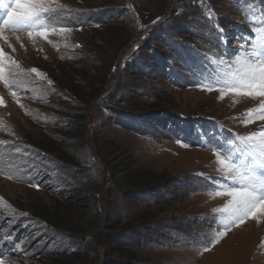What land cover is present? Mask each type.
<instances>
[{
    "label": "rangeland",
    "instance_id": "1",
    "mask_svg": "<svg viewBox=\"0 0 264 264\" xmlns=\"http://www.w3.org/2000/svg\"><path fill=\"white\" fill-rule=\"evenodd\" d=\"M58 2L69 33H22L14 52L0 41L46 74L16 98L0 83V260L264 264V217L208 243L227 200L209 195L222 180L211 149L264 123L242 122L259 100L201 86L206 56L255 38L264 0Z\"/></svg>",
    "mask_w": 264,
    "mask_h": 264
},
{
    "label": "snow or ice",
    "instance_id": "2",
    "mask_svg": "<svg viewBox=\"0 0 264 264\" xmlns=\"http://www.w3.org/2000/svg\"><path fill=\"white\" fill-rule=\"evenodd\" d=\"M200 2L203 4V0ZM65 10L66 6L58 0H0V41L6 43L13 52L15 48L11 37L21 41L22 33H26L33 43L39 36L51 44L50 35H66L71 31L69 28L57 26L60 15ZM261 11L264 12V9ZM252 30L255 38L241 45V50L231 59L220 54L206 56L213 71L204 78L206 83L201 85L208 91L215 87L220 92L221 99L229 93L258 99L257 107L246 109L242 118L245 125L257 120L264 122V15L255 20ZM33 73L38 79L46 78V74L37 68H22L20 62L5 52L3 44H0V83L9 90L13 98L18 96L21 89L27 87V78ZM47 82L52 84L51 80ZM16 103H20L19 99H16ZM4 104L5 101L0 96V105ZM20 106L23 107L22 104ZM5 143L7 142L0 140V144ZM211 150L216 157L222 180L212 185L213 191L209 195L227 197L222 206L212 209L213 213L219 214L220 227L223 229L217 231L208 241L214 245L232 227H238L249 218L259 223L260 218L264 217V123L258 125L257 130L226 141L222 151L216 148ZM14 170V167L8 169L9 178H14L11 175ZM3 171L4 166L0 162V172ZM2 200L0 197V201ZM261 245H264V240ZM17 248L21 249V246L17 245ZM202 250L208 251V247L205 246ZM0 264L10 262L0 260Z\"/></svg>",
    "mask_w": 264,
    "mask_h": 264
},
{
    "label": "trees",
    "instance_id": "3",
    "mask_svg": "<svg viewBox=\"0 0 264 264\" xmlns=\"http://www.w3.org/2000/svg\"><path fill=\"white\" fill-rule=\"evenodd\" d=\"M91 88H94V87L91 86ZM143 173H144V172H143ZM140 174H141V175L139 176V179H141V177H142V175H143L142 173H140ZM133 177H134V181L136 182V174H135V173L133 174ZM139 181H140V180H139ZM147 182H148V180H147V181H143L142 183L145 184V183H147Z\"/></svg>",
    "mask_w": 264,
    "mask_h": 264
},
{
    "label": "bare ground",
    "instance_id": "4",
    "mask_svg": "<svg viewBox=\"0 0 264 264\" xmlns=\"http://www.w3.org/2000/svg\"><path fill=\"white\" fill-rule=\"evenodd\" d=\"M264 219V218H263Z\"/></svg>",
    "mask_w": 264,
    "mask_h": 264
}]
</instances>
